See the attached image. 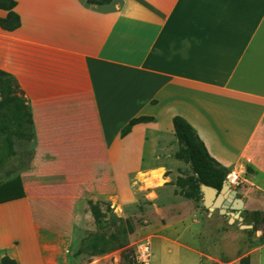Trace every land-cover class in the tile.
I'll return each mask as SVG.
<instances>
[{
  "label": "crops",
  "instance_id": "crops-1",
  "mask_svg": "<svg viewBox=\"0 0 264 264\" xmlns=\"http://www.w3.org/2000/svg\"><path fill=\"white\" fill-rule=\"evenodd\" d=\"M13 10L0 69L26 99L34 141L14 174L22 195L0 202V264H79L87 201L124 204L148 189L144 170L177 141L175 115L229 171L250 166L264 195V0H13ZM139 116L151 120L121 134Z\"/></svg>",
  "mask_w": 264,
  "mask_h": 264
},
{
  "label": "rangeland",
  "instance_id": "rangeland-1",
  "mask_svg": "<svg viewBox=\"0 0 264 264\" xmlns=\"http://www.w3.org/2000/svg\"><path fill=\"white\" fill-rule=\"evenodd\" d=\"M19 103L22 105L24 99ZM25 111L22 107L18 110L22 123L14 129L10 148L4 134L0 135V182L13 176L29 159L31 142ZM178 147L175 140L170 149H160L166 160L144 170L143 182L149 187H140L131 202L109 205L99 201V215L87 205L73 237L72 252L79 264H264V220L253 228L251 214L257 211L260 215L255 218L264 217V195H258L246 177L250 166H246L245 174L234 170L240 179L230 189L237 191L243 205L230 220L229 214L204 205L200 184L194 196L185 194L196 178L188 162L173 156ZM226 211L233 212L231 208ZM123 220L132 227L126 246H117L121 235L108 244L95 240L117 232ZM145 242L149 254L143 258L138 245ZM102 245L107 247L105 252H94Z\"/></svg>",
  "mask_w": 264,
  "mask_h": 264
},
{
  "label": "trees",
  "instance_id": "trees-1",
  "mask_svg": "<svg viewBox=\"0 0 264 264\" xmlns=\"http://www.w3.org/2000/svg\"><path fill=\"white\" fill-rule=\"evenodd\" d=\"M101 1L109 2L110 0H87V2ZM0 8L6 10L5 17L0 18V27L9 31L17 28L20 21L19 16L13 10V0H0ZM22 98L24 99V103L21 105L19 101H21ZM21 107L26 108L24 113L26 116H24L26 118L25 123L28 126V139L31 142L29 152L30 157L34 141V131L29 106L27 105L26 99L24 98L15 79L10 74L0 69V135L4 134V140L6 141V146L8 148H10L12 135L16 134L14 129L18 128L22 123L23 116L18 114V110ZM147 120H151V117L139 116L131 119L122 128L121 134H126L134 123ZM171 122L179 144V147L173 153V156L177 159H182L188 162L196 178V182L193 185H189L185 194L188 196H194L195 193L198 192L197 184L199 185L202 183L220 189L226 175L229 173V170L209 154L204 143L198 137L189 122L179 115L173 116ZM28 161L23 166H25ZM21 195L22 189L18 174L0 182V202L19 197ZM99 201L100 200L87 201V204L93 214H100V211L96 208V203ZM251 214L255 220L253 225V228H255L260 220H264V217H260L259 219L255 218L260 215L257 211ZM131 231L132 227L129 222L123 220L122 223L120 222L117 232L112 231L107 236L105 234L99 235L95 240L99 241L100 244H108L116 240L117 235H121V241L117 246L118 248H123L127 245V234ZM106 250L107 247L102 245L98 247V249H95L94 252H105ZM1 264H14V260L8 258L7 256H3L1 258Z\"/></svg>",
  "mask_w": 264,
  "mask_h": 264
},
{
  "label": "water",
  "instance_id": "water-1",
  "mask_svg": "<svg viewBox=\"0 0 264 264\" xmlns=\"http://www.w3.org/2000/svg\"><path fill=\"white\" fill-rule=\"evenodd\" d=\"M200 189L203 193L204 205L208 208H217L222 213L229 214L230 220L237 215L243 205V201L236 197L237 191L230 189V185L226 180L223 181L220 189L203 183L200 184ZM223 193H227V196L223 197ZM226 208H231L233 212L227 213Z\"/></svg>",
  "mask_w": 264,
  "mask_h": 264
},
{
  "label": "built area",
  "instance_id": "built-area-1",
  "mask_svg": "<svg viewBox=\"0 0 264 264\" xmlns=\"http://www.w3.org/2000/svg\"><path fill=\"white\" fill-rule=\"evenodd\" d=\"M239 179H240L239 175L234 174L233 171L229 172L225 178V180L229 183L230 186L238 185ZM138 252H139V255H141L143 258L146 257L149 254L148 253L149 252L148 242L139 244Z\"/></svg>",
  "mask_w": 264,
  "mask_h": 264
},
{
  "label": "bare ground",
  "instance_id": "bare-ground-1",
  "mask_svg": "<svg viewBox=\"0 0 264 264\" xmlns=\"http://www.w3.org/2000/svg\"><path fill=\"white\" fill-rule=\"evenodd\" d=\"M234 174H236L234 171H233ZM223 197L227 196V193H223L222 194Z\"/></svg>",
  "mask_w": 264,
  "mask_h": 264
}]
</instances>
